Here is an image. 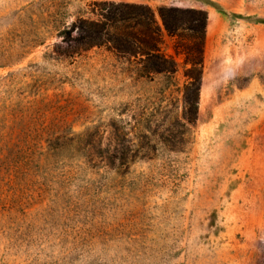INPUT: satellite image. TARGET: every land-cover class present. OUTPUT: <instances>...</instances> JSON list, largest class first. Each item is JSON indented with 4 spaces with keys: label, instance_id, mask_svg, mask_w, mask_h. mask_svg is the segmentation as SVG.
I'll return each mask as SVG.
<instances>
[{
    "label": "rangeland",
    "instance_id": "1",
    "mask_svg": "<svg viewBox=\"0 0 264 264\" xmlns=\"http://www.w3.org/2000/svg\"><path fill=\"white\" fill-rule=\"evenodd\" d=\"M111 3L207 12L185 145L159 139L185 131L188 40L164 33L174 84L58 57ZM0 264H264V0H0Z\"/></svg>",
    "mask_w": 264,
    "mask_h": 264
},
{
    "label": "trees",
    "instance_id": "2",
    "mask_svg": "<svg viewBox=\"0 0 264 264\" xmlns=\"http://www.w3.org/2000/svg\"><path fill=\"white\" fill-rule=\"evenodd\" d=\"M104 8H101V19L98 21L77 18L73 25L74 28L77 27L80 36L70 41V51L59 53L58 57L72 58L95 47H105L125 58L140 57L142 78L162 76L168 83L174 84L178 65L172 56L162 50L164 33L169 38L188 40L189 43L178 42L175 46L176 53H183L185 64L190 66L185 71L187 83L182 96L181 126L185 131L180 137L162 136L159 139L164 145L176 143L177 140L185 145L190 127L197 123L199 115L207 12L166 6L155 11L148 5L114 3L104 4ZM186 32L189 34H185ZM170 116L177 120L179 118L174 114ZM125 140L117 139L118 142ZM153 157L148 153L131 154L123 151L110 158L128 166L136 160H151Z\"/></svg>",
    "mask_w": 264,
    "mask_h": 264
}]
</instances>
